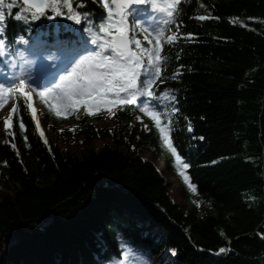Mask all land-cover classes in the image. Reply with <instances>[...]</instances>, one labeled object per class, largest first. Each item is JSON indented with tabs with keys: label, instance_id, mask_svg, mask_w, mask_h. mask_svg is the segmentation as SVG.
Segmentation results:
<instances>
[{
	"label": "trees",
	"instance_id": "1",
	"mask_svg": "<svg viewBox=\"0 0 264 264\" xmlns=\"http://www.w3.org/2000/svg\"><path fill=\"white\" fill-rule=\"evenodd\" d=\"M83 3L81 11L96 17L106 11L102 2ZM17 11L19 4L13 16ZM200 15L213 18L194 19ZM177 16L179 34L194 40L164 45L169 60L158 89L180 101L171 137L191 164L197 192L179 175L154 122L131 105L115 116L81 108L63 131L52 115L55 139L47 140L23 99H14L20 111L12 129L0 120V264H104L119 238L151 243L161 255L155 264H264V0H182ZM10 18L15 35L21 24ZM68 23L41 17L26 38L75 39L56 31ZM143 148L177 171L187 203L175 200ZM20 229L28 236L7 247L6 236Z\"/></svg>",
	"mask_w": 264,
	"mask_h": 264
},
{
	"label": "snow or ice",
	"instance_id": "2",
	"mask_svg": "<svg viewBox=\"0 0 264 264\" xmlns=\"http://www.w3.org/2000/svg\"><path fill=\"white\" fill-rule=\"evenodd\" d=\"M94 2H102V8L106 10L99 17L81 11L87 7L83 0H0V109L13 98H22L43 139L38 110L33 105L34 94L61 118L76 114L81 108L87 115L95 116L106 109L115 116L114 109L134 105L154 122L159 140L174 158L179 175L196 193L197 185L187 172L191 164L178 151L171 137L173 116L180 112V101L172 90L158 89V82L164 83V71L169 60L163 55L164 45H173L181 39L194 40L192 33L187 36L179 34L181 21L177 12L182 0ZM18 4L20 11L13 16L12 10ZM147 6H150V11ZM9 17L21 24V31L12 37L7 35L6 21ZM41 17L49 20L63 17L70 21L59 25L56 31L72 33L76 38L58 39L54 44L30 45L26 36ZM212 18L210 15L194 17L200 21ZM173 25L177 31L166 35ZM24 45L30 46L22 50ZM24 51L33 59L25 60ZM17 58L23 60L27 67L16 63ZM182 75V72H177L174 78ZM19 111V105L11 107L3 121L6 130L12 129L13 117H19ZM144 127L148 128V125ZM19 128L21 132L25 129L22 117ZM187 131H193L190 122ZM44 143L47 144L46 139ZM12 147L15 148V144ZM124 246L122 241L120 247ZM170 251L173 256L177 254L175 249ZM226 251L229 250L219 249L221 254ZM131 256L129 250L124 253L123 260L110 261V264H130Z\"/></svg>",
	"mask_w": 264,
	"mask_h": 264
},
{
	"label": "rangeland",
	"instance_id": "3",
	"mask_svg": "<svg viewBox=\"0 0 264 264\" xmlns=\"http://www.w3.org/2000/svg\"><path fill=\"white\" fill-rule=\"evenodd\" d=\"M39 108H41V107H39ZM40 116L42 118V114ZM45 123L43 121H40L41 130L44 132V138H46L47 140L48 139H55L53 130H51V127L48 126L47 122H45ZM64 123L65 124H62L60 127H58V130L63 129L64 127H71V124L73 123V121L64 122ZM93 126H95L96 129L101 128L100 127L101 124L98 122H93ZM35 130H36V128H35ZM36 132L39 134V132L37 130H36ZM102 143H103L102 141H98L97 145H100ZM73 147L76 148L77 145L73 144ZM141 152L146 159L152 160L158 166V168L166 174L169 181L173 185L172 195L175 198V200L179 201L182 204L187 203V198L184 194L183 187L179 183V179L177 178V176L173 172H171V170H169V167L166 164V162L164 161V158L158 152L153 151V150L148 149V148L141 149Z\"/></svg>",
	"mask_w": 264,
	"mask_h": 264
},
{
	"label": "water",
	"instance_id": "4",
	"mask_svg": "<svg viewBox=\"0 0 264 264\" xmlns=\"http://www.w3.org/2000/svg\"><path fill=\"white\" fill-rule=\"evenodd\" d=\"M28 236V232L20 229L17 230L9 235L6 236L5 239V244L6 246H11L12 244H14L15 242H18L20 240H23L24 238H26Z\"/></svg>",
	"mask_w": 264,
	"mask_h": 264
},
{
	"label": "bare ground",
	"instance_id": "5",
	"mask_svg": "<svg viewBox=\"0 0 264 264\" xmlns=\"http://www.w3.org/2000/svg\"><path fill=\"white\" fill-rule=\"evenodd\" d=\"M18 31H20V30H19V29H17V31L15 32V34H16Z\"/></svg>",
	"mask_w": 264,
	"mask_h": 264
}]
</instances>
